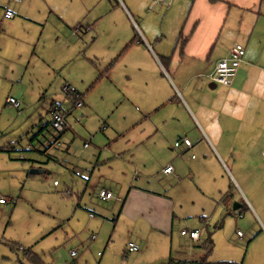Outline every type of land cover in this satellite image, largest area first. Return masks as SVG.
<instances>
[{"label": "rangeland", "instance_id": "1", "mask_svg": "<svg viewBox=\"0 0 264 264\" xmlns=\"http://www.w3.org/2000/svg\"><path fill=\"white\" fill-rule=\"evenodd\" d=\"M194 3L195 0H166L155 5L152 0L153 8L169 12L165 21L168 50L174 49ZM262 3L264 8V0ZM61 8L70 12L78 5L69 0L62 2ZM39 10L41 2L34 0L32 7L21 11L13 8L15 19L11 20L0 8V197L9 200L7 205L0 204L1 237L31 250L38 255H33V260L39 257L44 264H169L170 256L197 262L203 254L208 263L264 264L263 237L255 236L259 230L251 232L256 225L249 213L242 208L234 210L235 203H245L237 171L250 172L262 166L263 161L258 156L254 161L241 160L238 153L231 160L209 154L198 123L185 113L178 116L180 136L191 140L197 151L182 158L183 148L175 147L177 138L174 140V135L165 130L166 149L156 164V172L167 163L178 160L181 164V180L172 184L180 183V191H172L179 198L175 233L162 235L149 231L147 226L142 230V222L135 225L123 217L117 220L122 204L115 199L111 203L102 201L92 187L108 183L120 195L131 183L135 166L125 162L126 155L121 161L102 149L108 145L114 152L117 146L129 149L128 132L142 131L132 123L143 118L147 102L156 94H171L170 87L163 79L152 83L130 73L124 62L75 56L77 50L70 48L57 23L51 20L47 24ZM82 26L79 37L85 36L86 26ZM223 36H228L227 27ZM174 81L177 83L175 78ZM210 83L205 76L198 87L206 116L213 111L208 109L213 102L210 96L224 88L219 85L213 91ZM66 84L83 96V107H75L65 95ZM170 85L174 87L171 82ZM8 98L20 101V111L7 104ZM58 105L69 113V129L60 137L61 144L52 146L58 136L54 131L40 130L51 121L50 112ZM172 109H165L167 115ZM231 147L233 144L227 149ZM192 155L198 161L205 157L196 174L190 167ZM143 157L139 156L142 161ZM97 221L105 222L101 235L94 228ZM196 228L202 235L199 245L212 239V252L201 250L195 254L199 249L180 235L182 229ZM92 231L100 238L98 241L91 240ZM238 231L245 236L240 237ZM130 241L137 242L139 253L128 252ZM148 246L149 251L145 250ZM72 251H77L78 256L72 257ZM0 264L10 263L0 256Z\"/></svg>", "mask_w": 264, "mask_h": 264}, {"label": "crops", "instance_id": "2", "mask_svg": "<svg viewBox=\"0 0 264 264\" xmlns=\"http://www.w3.org/2000/svg\"><path fill=\"white\" fill-rule=\"evenodd\" d=\"M33 1L0 0V8L6 11L13 8L21 11L23 7H32ZM35 1L41 2V10L38 14H44L47 24L51 20L53 23L56 22L60 33L67 36L66 40L70 43V48L77 50L75 56L104 62L116 60L119 64L124 62L125 69L130 73L142 75L150 82L163 79L170 87L171 94H165L163 97L156 94L150 102H147L143 118L132 123L134 128L142 127V131L139 134L132 132L130 135L128 132L129 149L124 150L117 146L114 152L111 145L102 149L121 161L125 160L123 156L126 155L128 160L125 162L135 166L133 181L131 180L120 195H116L108 183L92 187L96 194L102 188L115 194V200L122 204L117 220L123 217L135 225L142 222V225L140 224L142 230L147 226L149 231L162 235L172 234L173 236L175 233L179 198L172 195V191H180V183L172 184L176 180H181L180 174H183L181 164L178 160L175 164L167 163L158 172H156V164L166 149L164 137L166 133H163L165 130H170L167 133L173 134L174 140L177 138L175 147L178 150L183 148L182 158L185 154L189 156L197 151L198 147H195L193 143L192 147L182 143L183 137L180 136L182 126L178 122V116L185 113L198 123L202 137L205 139L203 144L209 154L231 160L230 157L238 153L241 160L254 161L258 156L263 161L262 166L259 165L250 172L245 169L238 170L237 174L241 180L239 189L245 199V211L250 214L254 226L256 225V229L252 228L251 232L259 230L258 233L255 232V236L258 234L264 239L263 0H218L215 3L210 0H195L172 51L168 50L165 43L168 38L165 21L169 12L153 8L152 0H70L71 4L75 2L78 5L77 10L70 12L63 11L61 8V3L65 4L69 0ZM14 19L15 13L11 20ZM76 24L86 26L84 37L74 33L77 26L75 28L73 26ZM226 27L228 36L224 37ZM236 43L242 44L246 49L237 76L231 86H224L210 96L213 102L208 109L213 111L206 116L203 95L198 88L199 83L205 76L210 79L217 64L229 54ZM170 82L174 87L170 85ZM218 87L219 85H216L215 88L210 87V89L214 91ZM169 107H173L170 116L165 111ZM159 114H161L160 119L156 120ZM157 134H160L158 138H156ZM229 137H232L231 141ZM177 143H180L179 147L176 146ZM231 144L234 147L227 149V146ZM236 144L238 147H235ZM157 147L158 150H155ZM10 148L14 150L12 145ZM147 154L151 157H146ZM140 155H145L143 161L139 158ZM194 156L192 155L190 167L196 174L200 161H204L205 157H201L198 161L199 158H193ZM99 163L102 162L99 161ZM104 166H107L106 162ZM168 166L173 167L172 174L164 173ZM255 177L259 179L256 180ZM202 194L205 197L204 191ZM8 201L7 199V203ZM7 203L1 205L4 206ZM104 225L103 221H97L94 224V228L98 229L100 235ZM183 230L199 229H182L180 235L189 239V243L199 249L192 250L195 254L201 250L206 251L199 245L202 235L199 241H194L190 236L182 235ZM92 233L95 232L92 231ZM1 236L3 233L0 231V246L3 247L0 248V256H3L10 264H24L23 261L44 264L39 257H37L38 260H33L34 257L29 256L28 250H22L20 247L16 249V246L20 244ZM97 238L94 241L100 239ZM130 242L137 244L136 241ZM212 246L214 247V243ZM150 247H146L145 250L149 251ZM213 247H208L207 251L212 252ZM33 255L38 256L35 253ZM204 258L203 254L197 262L204 261ZM169 259L175 258L170 256ZM74 264L77 262L75 261Z\"/></svg>", "mask_w": 264, "mask_h": 264}, {"label": "built area", "instance_id": "3", "mask_svg": "<svg viewBox=\"0 0 264 264\" xmlns=\"http://www.w3.org/2000/svg\"><path fill=\"white\" fill-rule=\"evenodd\" d=\"M155 4H164L166 0H153ZM4 17L6 19H12L14 17V13L10 10H7L5 12ZM83 29L82 25H78L74 29V33L77 34L80 30ZM246 49L243 45L241 44H235L229 54L221 60L215 69V72L210 76V80L215 83L216 85H223V86H231L237 76V73L239 71V68L241 66V63L243 61V58L245 56ZM63 91L66 96L71 98L74 101L75 107H83L84 102L80 98V94L69 84H66L63 88ZM7 104L10 106L14 107L18 111H20L21 103L20 101L16 100L15 98H8ZM68 112H65L64 110H60L58 107H55L52 111V126L53 130L56 134H64L68 129H69V123H68ZM1 136V133H0ZM60 145L61 142L60 140H56L55 144ZM183 144H185L188 147H192V142L188 138L183 139ZM90 143H85V148H88ZM177 147L180 146V143L176 144ZM165 174H172L173 173V167L168 166L164 170ZM69 191H66V194L68 195ZM98 197L104 202H108L111 200L116 199L115 195L113 192L102 188L98 192ZM121 201V200H120ZM7 199L0 197V204H6ZM92 218L95 217L94 214L90 215ZM182 235L184 236H190V238L194 241H199L200 239V231L199 230H193V231H188V230H183ZM239 236H243V233L238 231ZM97 235L95 233L91 234V240L94 241L96 240ZM22 250H25L24 248L21 247ZM140 250L139 246L134 243L130 242L128 245V252L129 253H135ZM77 251H72L71 256L72 257H77Z\"/></svg>", "mask_w": 264, "mask_h": 264}, {"label": "trees", "instance_id": "4", "mask_svg": "<svg viewBox=\"0 0 264 264\" xmlns=\"http://www.w3.org/2000/svg\"><path fill=\"white\" fill-rule=\"evenodd\" d=\"M218 0H210V2H213V3H215V2H217ZM81 95V94H80ZM80 98L83 100V102H84V99H83V96L81 95L80 96ZM73 101V100H72ZM73 103H74V101H73ZM55 107H58L60 110H64L61 106H54L53 108H52V111H53V109L55 108ZM52 111L50 112V114H51V116H52ZM65 111V110H64ZM65 112H67V111H65ZM43 130H50V131H54L53 130V126H52V122L50 121L49 123H47L41 130H40V132L42 133L43 132ZM56 134V133H55ZM63 134H56V136H58L57 138H56V140H59L60 139V137L62 136ZM55 143L53 142V143H51V145H54ZM240 208H242L243 209V211H245L246 210V206H245V204H244V206H241ZM213 245V241H212V239L210 238L209 240H208V242L206 243V244H204V249H206V250H208L209 248L208 247H213L212 246ZM16 246V245H15ZM21 248V246H19V245H17L16 246V249L17 248ZM28 254H29V256L31 257V258H33L34 256H33V252L31 251V250H28ZM169 264H236V263H208L206 260H204V261H202V262H194V261H177V260H175V259H170V262H169Z\"/></svg>", "mask_w": 264, "mask_h": 264}, {"label": "water", "instance_id": "5", "mask_svg": "<svg viewBox=\"0 0 264 264\" xmlns=\"http://www.w3.org/2000/svg\"><path fill=\"white\" fill-rule=\"evenodd\" d=\"M210 87H211V88H215V87H216V84H215V83H211V84H210ZM33 173H39V172H38V171H34ZM240 207H241L240 204H238V203H235V204H234V210H238Z\"/></svg>", "mask_w": 264, "mask_h": 264}]
</instances>
